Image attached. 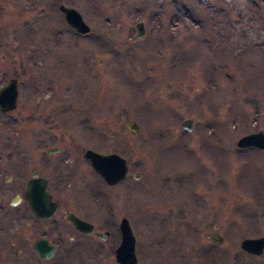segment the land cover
I'll list each match as a JSON object with an SVG mask.
<instances>
[{"label":"rangeland","instance_id":"rangeland-1","mask_svg":"<svg viewBox=\"0 0 264 264\" xmlns=\"http://www.w3.org/2000/svg\"><path fill=\"white\" fill-rule=\"evenodd\" d=\"M61 4L91 33L76 34ZM11 78L19 101L0 111V140L23 152L26 180L60 147L50 168L64 187L50 220L0 215V264H120L123 217L137 264H264L241 248L264 236V150L237 146L264 131V0H0V88ZM87 149L127 158V180L106 185ZM67 212L110 236L76 231ZM217 231L221 244L206 236ZM41 237L57 245L45 262Z\"/></svg>","mask_w":264,"mask_h":264},{"label":"water","instance_id":"water-1","mask_svg":"<svg viewBox=\"0 0 264 264\" xmlns=\"http://www.w3.org/2000/svg\"><path fill=\"white\" fill-rule=\"evenodd\" d=\"M60 10L65 15L66 22L80 33H88L91 27L86 23L81 12L71 6L65 4L60 5ZM137 38H142L146 34L145 24L140 22L137 24ZM19 88L18 80L12 78L8 84L0 88V110L2 112H10L18 105ZM194 121L186 119L182 123V127L188 131H192ZM128 129L132 133H138L140 126L135 120H130L127 123ZM238 147H256L264 150V131L250 133L242 136L238 143ZM58 150V148L56 149ZM51 150V153H54ZM85 157L90 160L92 167L98 172L109 184L115 185L126 179L129 166L127 159L118 153L101 154L92 149L85 152ZM140 173H135V178H139ZM46 180H31L28 190L26 192V199L29 201L33 214L38 218H52L57 210L58 205L52 200V197L46 191ZM68 220L73 224L75 229L85 234H93L95 232V225L87 220L80 218L75 213L68 215ZM119 229L121 232V242L116 248V260L120 264H137L138 257L136 254V237L134 235L132 226L128 218H122ZM97 237L106 240L110 232H98ZM213 241L222 243L223 238L219 233L213 236ZM33 248L40 253L43 260H48L53 257L55 246L50 243L48 239H38L35 241ZM241 248L254 255H262L264 253V236L257 238H245L241 242Z\"/></svg>","mask_w":264,"mask_h":264},{"label":"flooded vegetation","instance_id":"flooded-vegetation-1","mask_svg":"<svg viewBox=\"0 0 264 264\" xmlns=\"http://www.w3.org/2000/svg\"><path fill=\"white\" fill-rule=\"evenodd\" d=\"M14 143H15V141H10V150H9L8 142L0 140V215H3L4 219L6 218L7 219L6 221L10 222L13 220L20 219L23 216L22 211H24L26 208L29 209L32 213L29 201L26 199V192L28 190L29 183L31 180H40V179L46 180V187H45L46 191L48 192V194L51 195L52 200L54 202H56L58 205V210L56 212V214H57L59 209H60V203L57 200H55L53 190L55 188H63L64 187V182H63L64 178H58V177L55 178L52 176L51 168H50L52 164L50 163V161H51V157H52L51 155L52 154L60 152V147H50L47 150V153L50 156H49L47 162L44 161V164H43V168L45 167V169H46L48 167V173L47 174L42 173L41 168L39 167V165H37L39 169L34 166L32 169L31 177L26 180L25 173H26L27 169H26V162L24 161L26 157L22 156L23 152L21 150L15 149L14 148L15 146H12V144H14ZM57 148H58V150H56ZM51 150H54L55 152L51 153ZM66 161H68V160H66ZM69 162H71V159H69ZM60 163L63 164L64 162L61 161ZM63 169L66 170V167L64 166ZM128 175H127V177H128ZM127 177H126V180H127ZM101 179L108 186L115 187L118 184H120V183H118L116 185H110L102 177H101ZM126 180H124V181H126ZM16 212H17V214H15ZM70 213L71 212L66 213L65 217L67 218V220H68V215ZM33 216L36 219H40V220H50L54 217L53 216L52 218H38L34 214H33ZM6 221H4V223L2 224L3 226L6 225ZM218 227L219 226H217V225L215 226L216 229H218ZM95 232H96V230H95ZM95 232L93 234H95ZM216 233H219L224 240V236L222 235V233L220 231H217L213 234L207 233L206 236L210 237L213 241V236ZM41 238L42 239H48L50 241V243L55 246V251L52 255H56L57 245L54 242H52V240L50 238H43V237H41ZM38 239H40V238H38ZM35 241H34V243H35ZM213 242H215V241H213ZM34 243L32 244V248H33ZM34 251H35V254L38 255V257L41 261L45 262V261L50 260V259L49 260H43L40 257V253L37 252L35 249H34ZM3 255H4V253H3Z\"/></svg>","mask_w":264,"mask_h":264}]
</instances>
